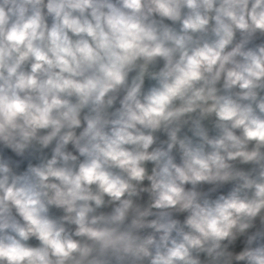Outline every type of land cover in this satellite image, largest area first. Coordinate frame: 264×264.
<instances>
[{"label":"clouds","instance_id":"1","mask_svg":"<svg viewBox=\"0 0 264 264\" xmlns=\"http://www.w3.org/2000/svg\"><path fill=\"white\" fill-rule=\"evenodd\" d=\"M0 264H264V0H0Z\"/></svg>","mask_w":264,"mask_h":264}]
</instances>
